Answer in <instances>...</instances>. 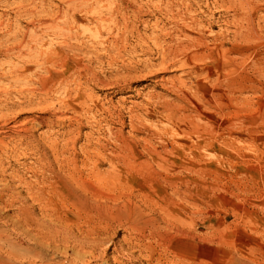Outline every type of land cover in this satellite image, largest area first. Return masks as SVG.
<instances>
[{
    "label": "rangeland",
    "instance_id": "rangeland-1",
    "mask_svg": "<svg viewBox=\"0 0 264 264\" xmlns=\"http://www.w3.org/2000/svg\"><path fill=\"white\" fill-rule=\"evenodd\" d=\"M0 132V264H264V0H0Z\"/></svg>",
    "mask_w": 264,
    "mask_h": 264
},
{
    "label": "bare ground",
    "instance_id": "bare-ground-1",
    "mask_svg": "<svg viewBox=\"0 0 264 264\" xmlns=\"http://www.w3.org/2000/svg\"><path fill=\"white\" fill-rule=\"evenodd\" d=\"M68 34V33H67ZM71 37V36H70ZM69 53V52H68ZM56 58V57H55ZM25 70V69H24ZM39 79V78H38ZM40 81V80H39ZM69 82V81H68ZM70 83H72V82H70ZM40 87H41V91H42V93H43V95H45L47 92H49L50 90H51V88L49 87H47V88H45L44 86H41L40 85ZM57 87V86H56ZM62 87H60V88H58V89H61ZM54 90V89H53ZM62 90V89H61ZM71 90V89H70ZM67 96V95H66ZM72 102H74V101H72ZM70 103V102H69ZM68 105V104H67ZM72 105V104H71ZM70 105V106H71ZM69 106V107H70ZM62 109V108H61ZM53 113V112H52ZM22 114V113H21ZM43 114H46V113H43ZM41 115V114H40ZM54 115V114H53ZM50 116V115H49ZM61 116H62V114H61ZM50 118L48 117V118H40V117H38L36 120V123H37V125H38V127L39 128H41V127H45L46 125H47V122H48V120H49ZM32 120V119H31ZM59 120V119H58ZM2 122V121H1ZM24 122V121H23ZM27 123L25 122L24 123V125H26ZM23 124H22V126H24ZM18 128V127H17ZM12 129V128H11ZM16 130V129H15ZM14 130V131H15ZM20 130V129H19ZM23 131V130H22ZM22 131H20V132H22ZM4 132V131H3ZM19 132V131H18ZM26 132H27V135H28V133H30V131L27 129L26 130ZM1 133V132H0ZM6 134V133H5ZM16 134V133H15ZM26 134V133H25ZM3 135V134H2ZM1 140V139H0ZM38 141V140H37ZM36 141V142H37ZM33 140H32V137L31 136H29V138H28V140H27V144H28V147H31V149L34 151V152H36L37 153V156H38V159H40V160H42L43 158H42V155H43V151L41 150V148L39 147V145H37L36 144V147H34L33 146ZM2 144V143H1ZM35 145V144H34ZM13 150V149H12ZM33 153V152H32ZM46 163V162H45ZM43 164L42 165V169L41 170H44L43 171V173L46 175V180H47V182H48V184H49V186L48 187H50V190H49V188H48V193H47V195L46 194H44L43 193V195H45V198L42 200L43 202H41L42 204L40 205V206H38L37 208H38V210L39 211H44L45 209H46V207H48V206H51V205H53V203H54V200H56V199H59L60 201V203H62L63 205H64V203L67 201L68 202V204L73 208V209H76V210H78V211H80V212H84V213H91V212H94L95 214H97V215H100V216H102V214L100 213V212H102L103 211V214H105V212H110L112 209H113V207H109L107 204H108V202H106V203H103L102 204V202H101V204L100 203H97V201L95 202V199H97V198H99V199H103V198H105L106 199V197H104L103 195H102V193L103 192H101L99 189V191H97V190H94V189H92V187L93 188H95L96 187V185H94V186H92L91 187V185H87V193H85L84 192V194L86 195H77V193L75 194V193H71V191H67L66 189H65V184H66V182L63 180H61L60 178H59V175H57V171H56V174H55V172L53 171V169L50 167V165L48 164V163H46V164ZM40 168V167H39ZM40 170V171H41ZM35 171V170H34ZM39 173V172H38ZM43 173H41L42 175H44ZM64 177V176H63ZM71 177V176H70ZM78 177V176H77ZM80 177V176H79ZM74 178V177H73ZM66 179H68V178H66ZM72 179V178H71ZM80 179V178H79ZM73 180H75V179H72V182H71V184H74L75 183V181H73ZM88 180V179H87ZM15 181V180H14ZM50 181V182H49ZM81 181V180H80ZM169 182V181H168ZM44 183V182H43ZM77 184V183H76ZM6 185V184H5ZM55 186V188H52L51 189V186ZM67 185V184H66ZM77 185H79V184H77ZM52 186V187H53ZM75 186V185H74ZM6 187V186H5ZM11 187V186H10ZM10 187H9V189H10ZM60 187V188H59ZM78 187V186H77ZM79 187H81V186H79ZM100 187V186H99ZM12 188V187H11ZM46 188V187H45ZM44 188V189H45ZM71 188H74V187H71ZM70 188V189H71ZM82 188V187H81ZM26 189V188H25ZM28 189V188H27ZM69 189V190H70ZM97 189V188H96ZM72 190H74V189H72ZM79 190V189H78ZM83 191H85L84 190V188L82 189ZM12 191V190H11ZM28 191V190H27ZM64 191V192H63ZM77 191V190H76ZM80 191V190H79ZM83 191H81V192H83ZM3 192V191H2ZM5 192V191H4ZM73 192V191H72ZM80 192V193H81ZM175 192V191H174ZM7 193V192H6ZM12 193V192H11ZM29 193V192H28ZM0 194H1V192H0ZM30 194V193H29ZM78 194H79V192H78ZM104 194H106V193H104ZM30 195H32V194H30ZM5 196V195H4ZM16 196V195H15ZM19 196H20V194H19ZM36 196V195H35ZM34 196V197H35ZM124 196V195H123ZM31 197V196H30ZM34 197H31V199H33ZM118 197V196H117ZM126 196H124V198H125ZM4 198V197H3ZM15 198V197H14ZM13 197L11 198V196H10V199L8 200V201H3V202H5V203H3L4 204V208H8V207H12L13 205H14V203H15V199H14ZM20 198V197H19ZM18 198V199H19ZM29 198V197H28ZM36 198V197H35ZM123 198V197H122ZM22 199V198H21ZM62 199V200H61ZM110 199V198H109ZM6 200V199H5ZM36 200V199H35ZM20 201V200H19ZM57 201V200H56ZM101 201V200H100ZM108 201H110V200H108ZM116 201V200H115ZM35 202H37V201H35ZM64 202V203H63ZM104 202V201H103ZM112 202V201H111ZM114 202V201H113ZM121 202V201H120ZM1 203H2V201H1ZM39 203V202H38ZM29 204H31V203H29ZM29 204H27L26 203V201H25V199H24V197H23V199L20 201V208H19V210L17 211V216H18V218H19V220H21V218H20V215L21 214H28V217H30V211H33L34 210V206H31V205H29ZM121 204V203H120ZM110 205V204H109ZM112 205H114L113 203H112ZM116 205H114V207H115ZM51 207H53V206H51ZM61 207V206H60ZM65 207V206H64ZM67 207V206H66ZM69 207V206H68ZM117 207V206H116ZM2 208V207H1ZM3 208V209H4ZM71 208V209H72ZM13 209V208H12ZM49 209V208H48ZM118 209V208H117ZM16 210V209H15ZM2 211V210H1ZM34 212V211H33ZM32 212V213H33ZM38 212V211H37ZM79 212V213H80ZM119 212V211H118ZM1 213V212H0ZM106 213V214H107ZM45 214V213H44ZM47 214V213H46ZM45 214V215H46ZM94 214V215H95ZM1 215V214H0ZM91 215V214H90ZM111 215V214H110ZM107 217L109 216V215H106ZM8 217V216H7ZM32 217V216H31ZM112 217V216H111ZM5 218V217H4ZM14 218V217H13ZM33 218V217H32ZM110 218V217H109ZM30 219V218H29ZM18 220V221H19ZM101 220V219H100ZM103 220V219H102ZM6 221V220H5ZM34 222H35V220H34ZM33 220L32 219H30V226L29 227H31V225H33ZM107 222V221H106ZM3 223V222H2ZM5 224H6V222H5ZM19 224V223H18ZM7 225V224H6ZM15 225L13 224V227H14ZM6 227V226H5ZM22 227V226H21ZM12 228V227H11ZM42 228V227H41ZM41 228H38V232L39 233H42L41 232ZM2 230V229H1ZM8 230H9V228H8ZM23 230V229H22ZM22 230H18L17 231V235H19V237L21 236V239H23L22 238V234H24L25 233V235H26V230H25V228H24V233H23V231ZM4 231H7V230H4ZM0 232V250H5V252L8 254V255H13L14 256V254H15V246H16V243L17 242H15V240H14V237H13V233L11 234V233H7V232ZM54 231H55V234H56V236H54V235H52L51 233H48V234H45L44 235V237H47L48 235H50L49 237H50V239L51 240H56V239H58V238H60V234H61V232H62V229L59 227L58 229L57 228H54ZM16 232V231H15ZM37 232V233H38ZM44 234V233H43ZM41 235V234H40ZM29 236V235H28ZM74 237V236H73ZM72 237V238H73ZM15 238H16V236H15ZM26 239H27V237H26ZM29 239H31V238H29ZM74 239V238H73ZM18 241V240H17ZM30 241V240H29ZM61 241H62V239H61ZM66 242V241H65ZM26 243V242H25ZM21 244V243H20ZM19 244V245H20ZM26 245V244H25ZM24 245V246H25ZM27 246V245H26ZM18 248V247H17ZM29 250V249H28ZM17 253V252H16ZM29 254H27V253H24V254H22L21 255V259L22 260H33V259H36L37 258V256L36 255H34V256H28ZM13 256H12V258H13ZM7 257V256H6ZM16 257V256H15ZM17 258V257H16ZM2 260V259H1ZM7 260V259H6ZM5 260V261H6ZM4 261V262H5ZM2 262V261H1ZM24 263V262H23ZM3 264V263H2ZM6 264H9V263H6Z\"/></svg>",
    "mask_w": 264,
    "mask_h": 264
}]
</instances>
